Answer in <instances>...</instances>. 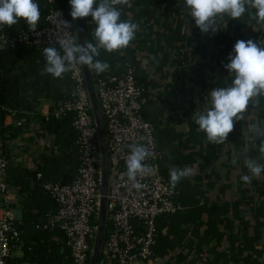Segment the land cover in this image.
<instances>
[{"label":"crops","instance_id":"0c3cea01","mask_svg":"<svg viewBox=\"0 0 264 264\" xmlns=\"http://www.w3.org/2000/svg\"><path fill=\"white\" fill-rule=\"evenodd\" d=\"M117 7L121 20L137 23L139 30L127 48L105 52V56L115 58L122 53L135 65L147 97L145 119L155 124L168 165L192 169L190 176L182 178L186 192L180 203L185 209L174 217L155 219L159 234L168 235L169 244L155 255L153 264H264V173L249 184L241 179L250 174L242 153L258 155L259 138L252 141L246 129L264 123V96L255 106L250 102L245 119L235 123L221 145L209 143L194 121L211 90L231 84L224 65L236 41L264 40V26L250 19L255 10L248 9L239 20L225 16V30L205 34L191 20L184 0H129ZM72 21L76 37L83 41L85 30L95 29L91 17L86 22L82 18L79 25ZM87 74L90 90V69ZM52 107L53 100L40 101L28 121L7 112L3 127L9 129L2 132L0 125V156L9 155L17 167L39 169L43 158L56 151L41 124ZM8 186L13 220L18 221L14 211L20 208L24 213L23 203L18 202L17 189ZM21 255L22 250L13 251V256Z\"/></svg>","mask_w":264,"mask_h":264},{"label":"built area","instance_id":"2783aa9c","mask_svg":"<svg viewBox=\"0 0 264 264\" xmlns=\"http://www.w3.org/2000/svg\"><path fill=\"white\" fill-rule=\"evenodd\" d=\"M46 7V24L30 31L25 21L11 27L0 25V49L19 44L43 48L54 40L70 37L77 41L75 23L56 0H42ZM58 18L71 23L65 32ZM13 27H20L13 30ZM73 88L65 102L53 107L56 117L73 113L75 143L78 145L77 172L69 184L46 181L43 189L57 205L46 214L45 228L62 231L69 249V263L89 264L96 237L100 200V148L89 90L82 66L67 72ZM93 90L97 96L106 129L108 156V191L104 238L96 264H153L159 230L158 216H171L185 209L177 199L180 188L173 187L160 170L163 153L155 124L142 116L147 102L137 78L135 65L127 57L124 70L117 75H96L90 70ZM53 101V106H54ZM148 147L152 155L144 162L151 172L139 175L143 185L136 189L126 175V156L129 145ZM7 160L0 156V193L4 206L0 208V264H7L14 250L22 249L20 231L13 223V201L5 182ZM41 174L38 173L37 177Z\"/></svg>","mask_w":264,"mask_h":264},{"label":"clouds","instance_id":"9594fccd","mask_svg":"<svg viewBox=\"0 0 264 264\" xmlns=\"http://www.w3.org/2000/svg\"><path fill=\"white\" fill-rule=\"evenodd\" d=\"M129 0H69L70 16L73 20L91 16L95 29L93 41L78 43L70 37H60L54 40L57 47L43 48L45 64L41 74H50L53 78L63 75L78 66H87L97 74L109 69L107 62L98 59L101 50L108 53L118 52L127 48L136 38L139 25L132 21L121 20V11L117 5H126ZM184 6L189 11L191 20L202 33L223 31L227 28L224 17L239 20L248 9H254L250 19L264 26V0H184ZM59 26L68 33L71 23L59 19ZM41 18L37 0H0V25L11 27L23 19L30 31L35 32ZM189 30V28H188ZM234 53V54H233ZM224 65L231 84L225 87L213 88L205 99V107L197 111L194 121L199 130L206 134L207 141L221 145L228 140L235 123L245 119L250 102L258 104V98L264 96V40H237L232 53ZM250 139L255 142L259 138L258 155L253 157L248 151L242 153L243 163L250 174L241 177L245 184L251 183L264 173V123L250 124L246 129ZM126 156L127 177L133 182V187L141 188L137 181L139 175L149 174L151 169L144 163L151 155L148 147L141 144H131ZM192 169L174 168L169 170L170 183L173 187L182 179L190 176Z\"/></svg>","mask_w":264,"mask_h":264},{"label":"trees","instance_id":"16d2710c","mask_svg":"<svg viewBox=\"0 0 264 264\" xmlns=\"http://www.w3.org/2000/svg\"><path fill=\"white\" fill-rule=\"evenodd\" d=\"M41 18L39 26L45 25L46 7L42 0H37ZM56 4L62 7L67 17L70 16L69 0H56ZM91 16L83 18L86 22ZM21 19L18 23H22ZM17 23V24H18ZM84 27H88L85 23ZM20 27H13L17 30ZM93 31L85 30V40L92 42ZM54 46V45H52ZM56 47V46H55ZM44 48V47H43ZM43 48H35L30 45L19 44L15 47L0 49V125L2 132L8 130L3 127L7 112H12L26 121L41 99H51L54 106L69 99L72 92V82L68 73L62 78H53L50 74H41L45 64ZM58 49V47H57ZM101 50L98 59L107 62L109 69L96 75H117L124 70L127 56L117 54L112 58ZM147 102L142 107V115ZM53 107L49 111L48 118L41 122L43 129L52 137L55 152L43 158L42 166L37 170L17 167L10 162L9 155H4L7 160L5 182L17 189L18 194L24 195L21 205L24 213L20 221H14V225L21 232L22 255L12 256L7 264H63L69 263V249L65 238L58 228H45L46 214L57 210V205L50 195L43 189L46 181H58L69 184L73 180L78 167V145L75 143V130L73 128V113L56 117ZM170 166L165 156L160 160V170L165 179L170 181ZM40 173L41 176L37 177ZM185 181L181 179L175 186L180 188L178 201L182 200L186 192ZM171 215L169 217H174ZM168 235L159 234L155 245V255L162 247L169 244Z\"/></svg>","mask_w":264,"mask_h":264},{"label":"water","instance_id":"95a60500","mask_svg":"<svg viewBox=\"0 0 264 264\" xmlns=\"http://www.w3.org/2000/svg\"><path fill=\"white\" fill-rule=\"evenodd\" d=\"M82 18H77L75 20L76 25L81 24ZM77 42L83 44V39L77 38ZM84 76L89 75L87 74L88 68L87 66H82ZM89 97L91 101L92 111L95 119V123L98 128V139H99V148H100V158H101V165H100V200H99V208H98V218L96 224V237L94 240L90 263L89 264H96L97 258L99 256L100 247L104 238V231L106 225V206H107V191H108V156H107V142H106V129L105 124L100 112L97 96L93 89L89 90ZM44 99H41L43 101ZM61 103H59L60 105ZM24 195L18 196V202H24ZM22 209L16 208L14 211V219L20 220L22 217Z\"/></svg>","mask_w":264,"mask_h":264},{"label":"rangeland","instance_id":"374dc122","mask_svg":"<svg viewBox=\"0 0 264 264\" xmlns=\"http://www.w3.org/2000/svg\"><path fill=\"white\" fill-rule=\"evenodd\" d=\"M94 244V243H93Z\"/></svg>","mask_w":264,"mask_h":264}]
</instances>
